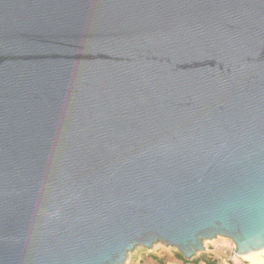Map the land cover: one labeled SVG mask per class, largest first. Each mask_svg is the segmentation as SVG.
Segmentation results:
<instances>
[{
	"label": "water",
	"instance_id": "water-1",
	"mask_svg": "<svg viewBox=\"0 0 264 264\" xmlns=\"http://www.w3.org/2000/svg\"><path fill=\"white\" fill-rule=\"evenodd\" d=\"M264 249V0H0V264Z\"/></svg>",
	"mask_w": 264,
	"mask_h": 264
},
{
	"label": "rangeland",
	"instance_id": "rangeland-1",
	"mask_svg": "<svg viewBox=\"0 0 264 264\" xmlns=\"http://www.w3.org/2000/svg\"><path fill=\"white\" fill-rule=\"evenodd\" d=\"M203 250L196 252L190 260H185L174 248L157 243L151 249L135 248L123 264H244L234 257V245L225 238L216 237L202 241Z\"/></svg>",
	"mask_w": 264,
	"mask_h": 264
},
{
	"label": "bare ground",
	"instance_id": "bare-ground-1",
	"mask_svg": "<svg viewBox=\"0 0 264 264\" xmlns=\"http://www.w3.org/2000/svg\"><path fill=\"white\" fill-rule=\"evenodd\" d=\"M238 257L243 261H245V258H247L248 264H253V262H261L264 261V249L259 251H253Z\"/></svg>",
	"mask_w": 264,
	"mask_h": 264
},
{
	"label": "snow or ice",
	"instance_id": "snow-or-ice-1",
	"mask_svg": "<svg viewBox=\"0 0 264 264\" xmlns=\"http://www.w3.org/2000/svg\"><path fill=\"white\" fill-rule=\"evenodd\" d=\"M244 264H248L247 258H245ZM262 264H264V261H262Z\"/></svg>",
	"mask_w": 264,
	"mask_h": 264
},
{
	"label": "clouds",
	"instance_id": "clouds-1",
	"mask_svg": "<svg viewBox=\"0 0 264 264\" xmlns=\"http://www.w3.org/2000/svg\"><path fill=\"white\" fill-rule=\"evenodd\" d=\"M253 264H262V261L261 262H253Z\"/></svg>",
	"mask_w": 264,
	"mask_h": 264
},
{
	"label": "built area",
	"instance_id": "built-area-1",
	"mask_svg": "<svg viewBox=\"0 0 264 264\" xmlns=\"http://www.w3.org/2000/svg\"><path fill=\"white\" fill-rule=\"evenodd\" d=\"M234 257H237V256L234 254Z\"/></svg>",
	"mask_w": 264,
	"mask_h": 264
},
{
	"label": "trees",
	"instance_id": "trees-1",
	"mask_svg": "<svg viewBox=\"0 0 264 264\" xmlns=\"http://www.w3.org/2000/svg\"><path fill=\"white\" fill-rule=\"evenodd\" d=\"M197 263H198V262H197ZM197 263H196V264H197Z\"/></svg>",
	"mask_w": 264,
	"mask_h": 264
}]
</instances>
